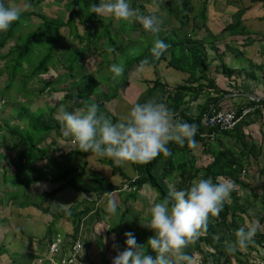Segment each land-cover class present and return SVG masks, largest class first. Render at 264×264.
I'll list each match as a JSON object with an SVG mask.
<instances>
[{
    "label": "trees",
    "instance_id": "obj_1",
    "mask_svg": "<svg viewBox=\"0 0 264 264\" xmlns=\"http://www.w3.org/2000/svg\"><path fill=\"white\" fill-rule=\"evenodd\" d=\"M43 1L44 0H30L31 7L34 6L40 9L41 2ZM143 1L151 4L154 2L153 0ZM197 1L201 3V0ZM101 2L102 0H65V2H61V6L55 7V9L49 12L45 11V13H43L39 10H30L31 7L28 8L29 10L24 11L20 19L24 17L37 18L39 20L37 29L27 35L21 43L12 44L6 53H0V94L2 96L4 94L7 95V93H12L13 89L14 93L22 95V92H24L23 90L27 87L25 80H27V83L29 80H34L41 85V88L36 90L35 94H41L50 89L58 90V86L64 82V80L68 79V77L65 76L72 77V72L76 70L77 67L81 71L90 72L86 67L85 61L88 54H92L94 56L92 71L98 70V66L102 64H113L114 61V63L119 64L118 61L121 60L124 66V79L118 81L115 87L110 88L111 86L109 85V89H107V87L104 86L102 93L105 101H99L96 98H93L95 101L88 99V96L84 95V91L72 86L73 83L64 88L65 93L63 96L75 101L78 100L76 106L80 109L86 107V102H97L96 104L104 110V106L106 107L107 103L117 98L121 90L127 86L128 79L126 75L128 71L132 70V68H156L161 61H165L167 67L183 71L189 74V76L182 84L174 86L163 84V97L159 102L164 103L174 113L177 121H187L197 126L198 130L195 136L196 144L193 147L187 143L180 146L175 142H170L169 147L171 148L172 154L168 157L160 154L148 163L129 162L135 171L132 177L128 176L122 167L116 166L112 160H100L110 166L112 176L118 175V180L114 182L105 176H101L89 170L87 159L83 160L82 164L67 167L58 174H42L39 172L38 164L36 163L46 157H50L51 155L68 157L74 154L85 157L89 154L92 155V153L79 151L75 148L67 151H60L61 146L57 149L52 148V145H57L55 141H50L49 144L45 142L46 139L44 134H48L52 131L59 138L58 140H67L69 137L67 138L63 135L62 125L58 116L54 118V115L51 114L49 116L51 122L44 121L45 111L40 109L44 105L39 106L35 102L39 100L35 99L28 103L24 102V99H26L25 97H29L34 92L25 93L21 100H16V103L11 105L15 117L22 123L21 126H15L9 129H6V126H4V129H2L1 126L3 121L1 111H3V109H0V131H7L11 136L17 139V144L24 145V149H19L20 153L15 157L12 163L15 167V172L13 174L14 180H12L15 181L14 184L20 183L24 186H29L41 180H50L53 184H56L51 190L44 191L40 195V203L31 204L36 209L39 208L40 212L49 218V221L45 223L47 224L46 235L38 240V243L42 245V251H46L47 245L51 242L55 234L60 233L56 232L51 227L58 219L61 218V221L64 220L71 226V231L69 233H60L64 237V245H68L69 239L74 240L78 237L81 221L88 213L93 212L99 220L101 213L100 207L97 206L99 200L104 196L108 198L111 197L115 200L119 199L122 195L123 187L129 190V192L123 191L125 196L122 200L125 202H127L129 198H135L137 192L145 188L153 191L157 195L158 200L161 201L165 198H169L173 190L187 188L195 182V179L208 177H211L214 182H232L233 191L231 192L230 198L225 202L219 217H210L207 230L197 239L190 242L185 252L192 258L195 257V253H199L200 259L197 264H231V257L232 255L234 256V254L241 256L243 254H251L254 250L258 251V247L264 242V236L258 230V224L252 220L251 223L255 224L257 227V232L253 241L249 243L246 249H238L235 252L228 251L229 242L236 239L234 235L237 229L241 227L236 220L237 217L242 214L251 217L248 213V209L256 204L255 202L260 194L264 195V166L258 167V158L262 154L261 148L263 140L260 139L257 141L251 137L252 135L250 136V134L245 131L250 124L247 119H249L251 113L246 115L244 117L245 119L243 118L240 120L234 128L220 131L217 128L208 127L203 123L204 116L212 109L216 111L222 110L219 106H216L217 102L214 99H207L202 103L201 106L198 107V112L195 115L186 107L187 101L196 96L201 89L200 85L197 84V86L194 87L192 84L194 82H199L201 71H205L207 68L205 45L201 39L197 37L198 32L196 31L200 28V22H198V20H201L202 12L201 10L197 12L195 8H193V6H197L195 0H172V3L170 0H156V4L160 5L162 2L165 3L166 9L164 8V11L166 13L164 16L166 18L165 23L168 24L166 25L167 27H161L162 30L159 34L146 33L142 23L135 18L132 19L133 21L122 20L121 25L125 31V36H127L126 38L123 37L125 39V41H123L125 46L126 43L128 44L131 42L132 38L128 39V32L131 29V32H134V28H140L142 30L140 33L145 36H140L141 38L150 36L154 40L137 55H128L129 57L122 58L117 53L118 56L115 55L112 59H110V53L112 54L113 51L109 52L108 48L111 47L113 49L112 45L115 43L121 45L119 42L120 37L117 36L114 43L112 38L108 36L112 32L115 17L111 15L107 18L99 17V11L95 10L93 6ZM137 2L138 0H130L131 7L138 10V12L143 11L145 4H142V1L140 4H137ZM203 3L206 4V0H204ZM60 11L66 12V14H64V16L66 15L65 18L59 17ZM81 13H84V15L82 16ZM17 22H19V20L15 21L11 28L4 32L5 34L0 40V49L3 48L5 46L4 43L14 35L15 28L19 26ZM92 24L97 25V31H91ZM81 28L83 29L82 33L80 31ZM185 28L186 30H184ZM106 37L109 38L108 41H104ZM134 38L137 37L135 36ZM157 38L164 40L170 45L165 54L161 55L159 58H156L151 51L154 46V41ZM74 41H76L77 44H74ZM34 43L46 45V53L37 62H33L32 59L27 57V53L31 51ZM61 43L71 44L68 47L69 52L63 51L59 53ZM100 46L102 48H99ZM121 50L122 47L118 51L121 52ZM80 51H82V53H80ZM73 54L78 57L75 55L73 57ZM101 57L104 58L102 59ZM14 61L18 64L17 66H12ZM144 61H147V63H143ZM57 63L64 66L66 73L63 72L50 81L40 77L46 74L50 69L54 71L55 68H57ZM27 68L31 70L26 71ZM197 73L199 75H197ZM19 75L20 78L17 79ZM110 77H112V75H110ZM157 79L145 81L146 83L153 84L149 87V92L159 83ZM13 80L16 81L18 85L22 84L23 81L24 86L15 90V82ZM188 95L190 97L189 100L186 101L185 97ZM33 102L37 106H34ZM210 103H214L216 107H210ZM262 103L264 104V101ZM31 105H33L36 110H33ZM241 107L242 106L237 107V109ZM228 109L230 108L225 110ZM37 110H39V113L36 115ZM107 111L108 113L104 111L106 116L111 118L113 122H117L118 118L116 114L111 113L109 110ZM212 133H214L213 136ZM220 136L235 137L239 144L237 150L235 148L220 146L217 142ZM203 156L207 162L198 164V161ZM254 160H256L257 163V169L254 175L261 177L262 180L256 191L250 190L249 193H247L249 197L251 196V199L248 200V197L242 198L240 194L239 189L241 187L245 188V190L248 188L242 180L241 175L247 166L254 163ZM30 172L35 173V175H28ZM117 182L120 183L117 184ZM67 188H71L76 192L86 195L93 194L95 198L91 200L87 199L88 197H84L79 204L80 207L76 210L73 209L78 204L76 201L72 202L67 208H63L59 204H55L54 207L48 204L49 201H53V199H51L52 196H55L57 193ZM68 209H70V214L67 211ZM127 211L128 209L126 206L120 211L114 224H111L113 223L112 220L107 221L108 229L106 228L104 235L100 234L99 237H109L112 233H115L117 237L122 235V233H124L123 221ZM219 230H223V233ZM216 233H220L221 236H216ZM153 234L154 233L141 234L138 237L136 233L135 236L136 238H140V240L137 241L138 244L143 245L146 244L149 237ZM217 237H219V239H217ZM203 247H207V250H203ZM83 251L78 257L77 264H83L85 259H87L85 255H82ZM9 254L10 252H7L4 245L0 244V259L5 256L9 257ZM54 257L58 261L60 260L59 255ZM15 262L16 260L13 258L8 264H15ZM95 262L96 261H89V264H96ZM240 262H242V260L239 258L237 263ZM35 263L37 264V261Z\"/></svg>",
    "mask_w": 264,
    "mask_h": 264
},
{
    "label": "clouds",
    "instance_id": "obj_2",
    "mask_svg": "<svg viewBox=\"0 0 264 264\" xmlns=\"http://www.w3.org/2000/svg\"><path fill=\"white\" fill-rule=\"evenodd\" d=\"M30 7V0L22 5L0 0V32L8 31ZM93 7L118 20L135 18L150 34L162 30L158 17L139 13L131 7L130 0H102ZM169 47L157 38L151 51L159 58ZM108 51L113 49L109 47ZM111 71L115 80L123 75L124 66L113 63ZM3 96L0 94V107L7 105ZM60 122L63 135L71 139L77 150L111 158L119 167L129 162L148 163L160 154L168 157L172 154L170 142L194 147L198 130L193 123L175 120L174 113L154 98L134 103L128 115L117 122L100 113L95 102H86L85 108L75 111L62 110ZM232 191V182H214L211 177L173 190L169 198L155 202L150 208V220L143 225L154 234L146 244H138L135 234L126 232L125 247L112 259V264H191L192 257L185 252L186 247L207 230L210 217H219ZM67 211L70 214V209ZM106 211L113 216L117 213L115 199H108ZM256 232L255 224L239 227L236 239L228 244V251L246 249Z\"/></svg>",
    "mask_w": 264,
    "mask_h": 264
},
{
    "label": "crops",
    "instance_id": "obj_3",
    "mask_svg": "<svg viewBox=\"0 0 264 264\" xmlns=\"http://www.w3.org/2000/svg\"><path fill=\"white\" fill-rule=\"evenodd\" d=\"M203 1L201 0L202 15L200 28L196 31L198 32L197 37L205 45L207 68L205 71H201L199 82L192 84L194 87L197 84L200 85L201 89L191 100H189V95L185 97L186 101L189 100L186 107L195 115L198 112V107L207 99H214L217 102L216 106H219L221 109L246 106L250 104L252 97L258 98L263 102L264 0H206V4ZM52 9H55V7H48L46 12ZM134 70L135 68H132V70L127 72V86L121 90L117 98L111 100L116 101V106L119 107L115 109V113L120 120L128 115L130 108L136 102L143 103L153 98L157 101L161 100L164 92L163 84L168 86L182 84L189 76V74L183 71L167 67L165 61H161L155 68V71H152L154 75L148 71H142L141 73V71ZM197 75L199 74L197 73ZM155 79L159 83L149 92V87L153 84L146 83L145 81ZM209 105H211L210 107H216L214 103H210ZM249 116L247 120L250 124L245 131L250 136L252 135L251 137L255 140H263L262 154L258 158V167H263L264 111L258 110ZM217 142L220 146L235 148L236 150L239 145L235 137L220 136ZM3 155H5V160H3L4 165L0 164V244L10 246L13 241L16 243L14 247L6 249L10 252L9 257H7L10 262L14 253H20L19 255H15V257L17 256L16 264H36L35 262L41 256L40 254L43 255L46 252L45 250L44 252L42 251V245L38 243V240L46 234L38 237L37 240L31 230H34V227H39L38 221L45 224L49 221V218L41 213L39 209H35L30 203L26 202L27 195L36 191L35 184L37 183L30 184L24 189H18V187H23V185L20 183L14 184L15 181H12L14 180L13 174L15 172V167H13L12 163L15 157L13 156L12 159L11 157H6L9 156L7 151ZM50 157L53 156L51 155ZM55 158H57L55 162H58L62 157L55 156ZM253 162L242 173L243 175L245 172H249L246 179L247 182L243 180L247 187H250L253 182L256 184L255 187H258L262 180L261 177H259L261 179L255 180L258 177L254 175L257 163L256 160ZM126 166L131 167L130 163ZM130 167H128V171L132 174L130 173L128 176L132 177L131 175L135 171ZM7 174L12 176V178L4 180V175ZM65 190L59 192L61 194L57 200L49 201L48 204L53 207L55 204H59L63 208H67L72 202L76 201L78 204L73 209H78L83 199L81 195L76 198V195L73 193L66 192L62 194ZM37 193L39 194V192ZM250 199L248 197V200ZM32 203L39 202L33 201ZM255 203L252 208L248 209L251 217L243 214L239 215L237 218L238 220L240 218L243 224H238L240 226H249L252 224V220L258 224V230L264 236V195L260 194ZM33 210L39 212L30 214L29 211ZM52 229L55 231L58 229L57 232L66 234L71 231V226L68 222L61 221L60 218L53 224ZM7 235H11L13 240L10 242L6 241L5 243ZM25 239L29 241L26 242ZM18 244L25 245V247H16ZM23 251L25 252L23 253ZM256 251L254 250L251 254H246L245 256L243 254L245 259L238 264H257ZM26 255L30 258L27 262L23 259ZM2 261L3 259H0V264H2Z\"/></svg>",
    "mask_w": 264,
    "mask_h": 264
},
{
    "label": "rangeland",
    "instance_id": "obj_4",
    "mask_svg": "<svg viewBox=\"0 0 264 264\" xmlns=\"http://www.w3.org/2000/svg\"><path fill=\"white\" fill-rule=\"evenodd\" d=\"M141 1H142V4L143 3L145 4V7H144L143 11H141V12L139 11V13L144 14V15H154V16L158 17L159 22L161 24V27L168 25L167 23H165L166 18L164 16L166 13L164 11V8L166 7L165 3L162 2L159 5V4H156V2H155L156 0H153L155 2V3L153 2V4L144 2L143 0H141ZM141 1L138 0L137 4H140ZM9 2L12 4H21L22 5L25 2V0H19V2H18V0H9ZM61 2H65V0H44L43 2H41L40 9H37L34 6H32L30 8V10H35V11L39 10V11L45 13V11H46V9H48V7L61 6L62 5ZM170 2L172 3V0H170ZM195 2H196L197 6H193V8H195V10L197 12H199L201 10V4L202 3H199V1H197V0H195ZM27 10H29V9H27ZM64 14H66V12L60 11L59 17L65 18L66 15L64 16ZM81 15L83 16L84 13H81ZM99 15H100L99 17H102V18L103 17L107 18L109 16L108 14L101 12V11H99ZM19 22H17V24L19 26L15 28V32H14V35L12 36V38L11 39L9 38L4 43L5 46L0 49L1 54L6 53L10 49V46L12 44L21 43L27 35H29L33 31H36L37 24H38L39 20L37 18L24 17V18L19 19ZM121 22H122V20H118V19L114 18V24L112 26V28H113L112 32H111V34L108 35L110 38H112L114 43H115L116 37L119 36L120 37L119 42L121 44V45H119V44L115 43L114 45H112L113 46V53L112 54L110 53V59H112L115 55H117V53L122 58L129 57L128 55H137L140 51H142L145 47H147L154 40L150 36H146L145 38H141V37L145 36V35L140 33L142 30L140 28H134V32H131L132 29L128 32V35H129L128 39L132 38L131 42L128 44L126 43V46H125V44H123L124 43L123 41H125L124 38H126L127 36H125V34H124L125 31L122 28ZM198 22H200V20H198ZM124 27L126 28V26H124ZM97 28L98 27L96 24L91 25V31L92 32L97 31ZM126 29H128V28H126ZM184 30H186V28ZM80 31L82 33L83 29L81 28ZM146 33H148L147 30H146ZM4 34H5L4 32H0V40L4 36ZM135 36L137 38L138 37L139 38L138 39L134 38ZM108 39L109 38L106 37L104 39V41H108ZM73 43L77 44L76 41H74ZM70 45L71 44H66V43L62 44L61 43L60 48H59V53H62L63 51L69 52L67 47H69ZM45 46H46L45 44L38 45L37 43H34L31 51H29L27 53V57L32 59L33 62H37L46 53ZM121 47H122V50H121V52H119L118 50ZM99 48H102V47L100 46ZM80 53H82V51H80ZM74 55L75 54H73V57H74ZM75 56L78 57L77 55H75ZM84 56H86V55H84ZM79 58H80V55H79ZM101 58L103 59L104 57H101ZM85 62H86V67L90 70V72L87 73L86 71H81L77 67L76 70H74L72 72V77L65 76V77H68V79L64 80V82H62L58 86V88H59L58 90H55V89L51 90L50 89L48 91H44L41 94H35L36 90L41 88V85L39 83H36L34 80H32V81L29 80L30 82L28 81V83H27V80H25L27 87L23 90L24 92H22V95L14 93L13 89H12V93H9V94L7 93L9 98H8V96H6L4 94L3 98L6 99L7 105L5 107H0V109H3V111H1L2 121H3L1 128L4 129V126H6V129H9L11 127L22 125V123L19 122L18 119L15 117V113H14L11 105H14L16 103V100H21L24 97V94L27 92L28 93L34 92V93L31 94L29 97H25L26 99H24V102L28 103L29 101H33L35 99L39 100V101H35V102L39 106L44 105L43 107L40 108L41 110L45 111V115L43 118L44 121L51 122V120L49 119V116L51 114L54 115L53 116L54 118H56V116H58L60 119V115H61L62 110L67 109L68 111H75V110L80 109L79 107L76 106V103L78 102V100L75 101V100H72L69 98H65L63 96L65 93L64 88H66L67 85L69 86L70 84L73 83L72 86L76 89H80V90L84 91V95L88 96V99L93 100V98H96L99 101H103L104 96H103L102 91L104 90V86H106L107 89H109V85L111 86L110 88L115 87V84L118 81H121L124 79L123 75L121 77L115 79V80L113 79V76L110 77V75H112L111 74L112 71H110L112 64H102V65L98 66V68H97L98 70L92 71L93 70L92 63L94 62V56L92 54H88ZM118 62H119V64H122L121 60H119ZM105 63H106V61H105ZM13 65L17 66L18 64L15 63V61H14L12 66ZM29 66H30V64H29ZM56 67L57 68H55L54 71H53V69H50L46 74H44L40 77L43 79H48V81H50L52 79H55L57 76L61 75L63 72L66 73L64 66L62 64L57 63ZM30 70H31L30 68L26 69V71H30ZM134 71H141V73H142V71H148L149 73H152V71H155V68L143 67L140 69L136 68ZM152 75H154V74L152 73ZM19 78H20V75L17 76V79H19ZM14 82H15L14 83L15 90L20 89V87L22 88L24 86L23 81H22V84H19L20 86L16 83V81H14ZM93 101H95V100H93ZM37 105L34 103V106H37ZM34 106L31 105V108L33 110H36L34 108ZM99 108H100L99 109L100 113L106 115L105 112L108 113L107 110H109L111 113L116 114L115 109L119 108V107L116 106V101L115 102L110 101L109 103H107L106 107L104 106V108H105L104 110L101 109V107H99ZM38 113H39V110L36 111V115ZM117 118L119 121L120 118L118 116H117ZM203 123H204V118H203ZM44 135H45V139H46L45 142L47 144H49L50 141H55L57 143V145L55 144V146L52 145V148H54V149H57L60 146H61L60 151H67V150H70L73 148L76 149L75 145H71V139H69L68 137H67L68 138L67 140H62V141L58 140L59 138L56 136V134L53 131L48 133V134H44ZM19 149H24V145L23 144H20V145L17 144V139L15 137L11 136V134H9L7 131H5V132L0 131V164L2 166L4 165L3 160H5V158H4L5 155H3V153H5L7 151V154L9 156H6V157L12 158L13 156L16 157L20 153ZM53 157H46V158H44V159H42L36 163V164H38V170L40 173H42V174H46V173L58 174V173H61L67 167L82 164L83 160L87 159L86 160V161H88L87 166H88L89 170H91L93 173L100 174L101 176H105L109 180H111L112 182H114L115 180H118V175H115V176L111 175L110 166L107 165L106 163L101 162V161L112 160L111 158L99 157L95 154H92V155L89 154L85 157L82 155H79V154H74V155H71L68 157H62L61 160H59L58 162H55V160L57 158H55V156H53ZM206 162L207 161L205 160V158L203 156L198 161V164L199 163H206ZM128 167H130V166H128ZM128 167L124 166V167H122V169L127 174H130L131 172L128 171ZM248 173L249 172H245L241 176L242 180H244L245 182H247L246 179H247V175H249ZM28 175H35V173L30 172V173H28ZM131 176H133V175H131ZM11 178H12V176H10L9 174L4 175V180H9ZM198 179L199 178L195 179V181H197ZM256 179H261V178L256 177L255 180ZM119 183L120 182H117V184H119ZM55 185L56 184H53L50 180H41V181L37 182V184H35L36 191L27 195V199H26V195L24 196L26 199V202L30 203V204H32L33 201L40 203V200H41L40 195L44 191L51 190ZM255 186H256V184L254 182L251 183V186L248 187V189H247L248 193L250 190L256 191L258 189V187H255ZM26 187L27 186L23 185V187H18V189H24ZM239 190H240V194L242 195V198L249 197V195L246 194L247 191H245V188L241 187ZM123 191L129 192L128 188H125V187L122 188V195L119 197V199L116 200L118 203V211L114 216L107 213L106 205H107V201L109 198L104 196V197H102L101 200H99V202L97 204V206L100 207V209H101L99 220H98V218H96V215L93 212H90L81 221L78 237L82 239L83 244H84V251H83L82 255H85V257L87 258V259H85V262L83 264H89V261H96L95 262L96 264H112V259L119 253V251H122L125 247L124 242H125L126 237L124 234L126 232L131 231L135 235L137 233L138 237L141 234L153 233V231L151 229H149L148 227H146L143 224L148 223L150 220V208L152 207V205L155 202H159L157 195L153 191H151L150 189L145 188V189L137 192V194L135 195V198H129L128 201L125 202L124 200H122V198H124V196H125ZM37 192H39V194ZM66 192L75 194L76 198L80 195L82 198L88 197L87 199H91V200H93L95 198L93 194H87V195L83 194V193L80 194L79 192H76L75 190H73L71 188H67L64 192H62V194H65ZM78 193H79V195H77ZM60 194L61 193H57L55 196H52L51 199H53V201L57 200ZM250 198H251V196H250ZM126 206H127L128 211H127L125 218H124V221H123V232L124 233H122V235H120L118 237L115 233L110 234L109 237H107V236L102 237V238L99 237L100 234L104 235V233L106 232V228H107V224H108L107 221L112 220L113 223H111V224H114L116 222V217L118 216L120 211H122ZM37 209H39V208H37ZM38 212L35 210L29 211L30 214L38 213ZM240 217H242V216H240ZM236 220L238 221L239 224H243L242 221L240 220V218H239V220H238V218ZM38 222L40 224L39 227H34L35 229L31 230L32 233L35 235L36 239L38 237H41L42 235L46 234L44 232H46L45 230L47 229V224H44L41 221H38ZM7 223H9V222H7ZM52 225H51V227H52ZM57 230L58 229H56V232H57ZM219 231L221 233H223L222 232L223 230L222 231L219 230ZM217 235L221 236L220 233H216V236ZM234 238H236V236ZM11 240H13V238H11V235H7V237L5 239V243H6V241L10 242ZM105 240H106V242H105ZM138 240H140V238H137V241ZM25 241L27 242L29 240L25 239ZM14 244H16V243H14V241H13L10 244V246H8L7 244H3V245H4V248L7 249V248L14 247L15 246ZM16 247L23 248V247H25V245L23 246L22 244H18ZM203 250H207V247H203ZM7 252H8V250H7ZM18 252H20V251L18 250ZM24 252L25 251H23V253ZM19 254L14 253L11 258L12 259L14 258L16 260L17 256L15 257V255H19ZM25 254H27V253H25ZM195 254L196 255L194 258H192L191 263L197 264L199 262V259H200V254L199 253H195ZM244 256L243 255L239 256V255H235V254H234V256L232 255L231 264H238L237 260L239 258L243 261L245 259ZM6 258H7L6 256L2 258L3 259L2 264H7L10 262V260L8 258L7 259ZM23 259H25V261L27 262V261H29L30 258L28 255H26L25 257H23ZM5 260H7V262H5ZM16 262H17V260H16ZM17 264H22V263H17Z\"/></svg>",
    "mask_w": 264,
    "mask_h": 264
},
{
    "label": "built area",
    "instance_id": "obj_5",
    "mask_svg": "<svg viewBox=\"0 0 264 264\" xmlns=\"http://www.w3.org/2000/svg\"><path fill=\"white\" fill-rule=\"evenodd\" d=\"M258 110L264 111V104L260 99L252 97L250 104L240 109L230 108L217 111L212 109L204 116V124L220 131L229 130L234 128L246 115ZM83 249L84 244L81 238L69 239L68 245H64V237L57 233L47 245L46 253L37 259V264H77ZM57 255L60 257L59 261L54 257ZM256 256L257 264H264V242L258 247Z\"/></svg>",
    "mask_w": 264,
    "mask_h": 264
}]
</instances>
